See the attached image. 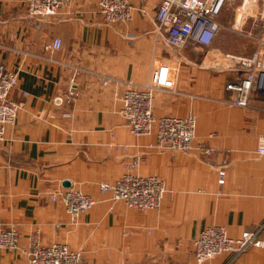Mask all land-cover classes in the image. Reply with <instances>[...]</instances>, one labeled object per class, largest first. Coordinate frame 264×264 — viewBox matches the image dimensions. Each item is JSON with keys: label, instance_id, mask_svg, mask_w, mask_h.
I'll use <instances>...</instances> for the list:
<instances>
[{"label": "crops", "instance_id": "1", "mask_svg": "<svg viewBox=\"0 0 264 264\" xmlns=\"http://www.w3.org/2000/svg\"><path fill=\"white\" fill-rule=\"evenodd\" d=\"M261 1L243 20L252 21L255 33L247 36L255 50L264 37ZM25 2L0 0V64L18 73L10 100L20 104L0 144V230L17 226L23 242L39 231L42 245L79 250L83 264H196L192 242L205 228L220 226L233 239L263 222L264 155L257 148L264 136V95H253L245 109L226 103L234 96L226 85L244 73L231 66L228 55L240 56L226 54L223 38L214 37L208 48H184L181 60L155 35L159 0H131L144 12L111 26L103 25L97 0H69L39 30L26 19ZM54 38L62 47L50 52ZM164 60L174 66L178 95L155 94L153 114L195 118L187 153L148 150L155 134L132 136L119 113L125 85L146 84ZM72 77L78 97L57 105ZM105 78L118 82L105 86ZM197 95L204 99L189 97ZM200 147L215 153L203 155ZM136 156L142 161L135 174L155 175L166 185L158 209L133 210L99 192V184L117 180ZM63 182L95 202L76 223L63 204L49 201ZM230 259L225 254L202 264H264V249ZM0 264L28 263L23 254L0 250Z\"/></svg>", "mask_w": 264, "mask_h": 264}, {"label": "built area", "instance_id": "2", "mask_svg": "<svg viewBox=\"0 0 264 264\" xmlns=\"http://www.w3.org/2000/svg\"><path fill=\"white\" fill-rule=\"evenodd\" d=\"M69 0H26V19L31 27L41 29L49 18L58 15L60 9ZM145 1V0H141ZM227 0H159L156 6L153 23L155 35L178 55L186 60L181 51L188 45L195 48H208L219 30L217 18ZM259 0H242V13H251ZM261 10L258 21L264 22V1L260 2ZM98 14L103 25L130 23L134 12L143 9L135 8L131 0H97ZM262 33L264 31V24ZM48 46L50 52L61 49L62 42L54 38ZM231 66L244 75L241 79L230 82L226 90L233 92V98L228 103L234 107L245 109L250 98L264 95V37L258 39V47L251 57L229 56ZM174 66L170 60H164L157 68L151 70L149 80L144 85L127 83L121 97L120 115L126 122L129 133L136 137H147L154 133L156 141L147 149L185 152L191 150L195 139L197 121L192 115L185 117L165 116L156 118L153 114V99L155 94L178 95L173 78ZM17 72L8 70L0 64V144L4 142L7 128L15 125L20 104L10 100L12 91L17 88L19 76ZM118 82L116 79L105 78L103 85ZM65 101L59 100L57 105L72 103L78 97L75 77L68 82ZM191 100H203L201 96H189ZM125 149V148H123ZM199 152L206 156L214 155L211 147H200ZM257 152L264 155V136L259 139ZM142 161L136 156L123 164L125 172L113 182L99 184L100 194L109 195L112 202H122L127 207L139 211H151L161 207L166 194V185L155 175L140 176L134 173ZM226 162H222L219 170V181L225 177ZM58 188L49 192L51 203L60 202L73 223L78 217L95 206L94 200L80 191ZM264 210V200H263ZM264 220L253 231L243 232L238 238H231L220 226H210L200 232L192 242V256L196 264L229 255L230 263L244 254L250 248L264 249ZM0 250L18 252L27 258L28 264H83V253L70 249L65 244L55 243L50 246L41 244L39 231L30 235L26 242L21 241L17 226L0 230Z\"/></svg>", "mask_w": 264, "mask_h": 264}, {"label": "rangeland", "instance_id": "3", "mask_svg": "<svg viewBox=\"0 0 264 264\" xmlns=\"http://www.w3.org/2000/svg\"><path fill=\"white\" fill-rule=\"evenodd\" d=\"M242 0H227L222 9V14L217 18V22L220 25L219 31L215 38H223V45L225 47L226 54H236L240 57H251L255 51V42L253 39L247 36L248 33L252 35L255 31H251V20L249 17L244 20V17L248 14L247 11L242 13L241 11L237 12L238 8L241 6ZM259 7V6H257ZM255 9L252 8V14H255ZM241 14V24L236 26V18ZM250 20V21H249ZM245 23V24H244ZM244 24V27L241 25ZM250 28V29H249ZM191 46V45H188ZM187 46V47H188ZM193 47V46H191ZM230 62L231 60L228 59ZM227 61V63H229ZM215 152V151H214Z\"/></svg>", "mask_w": 264, "mask_h": 264}, {"label": "bare ground", "instance_id": "4", "mask_svg": "<svg viewBox=\"0 0 264 264\" xmlns=\"http://www.w3.org/2000/svg\"><path fill=\"white\" fill-rule=\"evenodd\" d=\"M235 21H236V26H239L241 24V14L237 16Z\"/></svg>", "mask_w": 264, "mask_h": 264}, {"label": "water", "instance_id": "5", "mask_svg": "<svg viewBox=\"0 0 264 264\" xmlns=\"http://www.w3.org/2000/svg\"><path fill=\"white\" fill-rule=\"evenodd\" d=\"M70 186H71V185H70V183H68V182H63V183H62V187L65 188V189H70V188H69Z\"/></svg>", "mask_w": 264, "mask_h": 264}]
</instances>
